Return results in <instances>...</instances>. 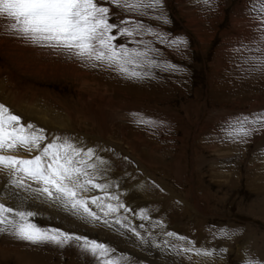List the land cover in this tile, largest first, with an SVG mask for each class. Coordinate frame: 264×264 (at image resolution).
<instances>
[{"label":"rangeland","instance_id":"1","mask_svg":"<svg viewBox=\"0 0 264 264\" xmlns=\"http://www.w3.org/2000/svg\"><path fill=\"white\" fill-rule=\"evenodd\" d=\"M163 4L162 10L149 9L146 16L112 9L113 23L141 21L169 41H186L170 46L151 34L120 37L118 45L143 50V44L132 41L144 40L156 50L149 55L157 66L139 69L148 74L138 79L7 34L6 21L0 20V48L11 46L0 49V103L43 128L49 138L70 137L78 146L95 149L96 157L105 161L97 162L98 182L109 183V191L133 209L120 215L128 217L126 223L146 242L127 228L87 223L47 203L29 199L24 207L38 213L35 222L41 226L106 243L124 256L122 264H244L248 258L264 264V132L246 142L227 135L229 123L237 118L264 114V24L257 12L264 0ZM161 11L167 23L154 18ZM98 109L109 117L107 127L95 114ZM11 154L29 157L25 151ZM8 187L7 174L0 172V201L19 204L11 191L5 192ZM142 209L148 220L139 218ZM222 229L228 237L220 235ZM168 232L213 255L173 248L189 245ZM3 235L0 264H93L46 244L17 245L21 250L11 251L5 247L9 242L1 241Z\"/></svg>","mask_w":264,"mask_h":264},{"label":"snow or ice","instance_id":"2","mask_svg":"<svg viewBox=\"0 0 264 264\" xmlns=\"http://www.w3.org/2000/svg\"><path fill=\"white\" fill-rule=\"evenodd\" d=\"M204 3L207 5L208 0ZM113 7L146 16L149 9L162 10L164 4L163 0H0V20L6 21L3 26L7 34L36 46L69 53L93 67L104 66L134 79L148 74L139 69L157 66L149 55L156 50L150 41L144 40L132 41L137 45L143 44V50L126 44L118 45L116 41L120 37L151 34L162 44H186L182 38L169 41L141 21L121 19L117 23L111 22ZM257 12L264 24V5ZM154 18L168 22L162 11ZM140 122L156 124L150 119H141ZM261 132H264V114L237 118L229 123L227 135L234 142H246L248 137ZM17 151H25L29 157L11 154ZM97 162L105 163L96 157L95 149L78 146L70 137L49 138L43 128L24 121L0 103V172L8 176L9 187L5 192L11 191V195L20 201L13 205L0 201V234L11 235L32 245L48 244L62 249L72 245L90 254L97 264H122L124 258L113 256L114 249L106 243L59 227L41 226L35 222L38 213L24 207L29 199L47 203L87 223L102 222L106 227L116 224L127 228L142 243L146 242L139 231L126 223L128 217L120 215L121 210L129 213L133 209L109 191V183L98 182ZM93 192L101 195H91ZM138 215L141 220L149 219L146 210L142 209ZM220 235L228 237L229 233L222 229ZM167 236L189 245H172L179 251L204 257L213 255V251L195 247L194 242L186 237L172 232ZM168 243L164 241L165 245ZM244 264L262 262L248 258Z\"/></svg>","mask_w":264,"mask_h":264},{"label":"bare ground","instance_id":"3","mask_svg":"<svg viewBox=\"0 0 264 264\" xmlns=\"http://www.w3.org/2000/svg\"><path fill=\"white\" fill-rule=\"evenodd\" d=\"M21 40V39H20ZM6 43H7V41L5 42V45H6ZM19 44V43H18ZM4 45V44H3ZM13 45V44H12ZM26 46V45H25ZM3 47V46H2ZM0 48V49H2V50H6V49H10L11 48V46L7 43V45L4 47V48ZM7 47V48H6ZM12 49H14L13 50V52L14 51H16V48H12ZM18 50V49H17ZM10 52V51H9ZM14 54V53H13ZM20 54V53H19ZM16 55V54H15ZM18 55V54H17ZM12 56V55H11ZM14 58V57H13ZM16 64H17V62H16ZM19 65V64H18ZM26 66V68H27V65H25ZM25 68V67H24ZM29 68V67H28ZM33 68V67H32ZM27 70V69H26ZM25 70V71H26ZM28 71V70H27ZM30 72H31V70H30ZM41 73V72H40ZM43 73V72H42ZM32 74V73H31ZM36 75H37V73H36ZM35 75V76H36ZM41 75V74H40ZM44 75V74H43ZM38 76V75H37ZM45 76V75H44ZM49 76V75H48ZM42 77V76H41ZM10 86V85H9ZM12 100V99H11ZM133 104V103H132ZM100 108V107H99ZM99 113V115H101L98 119H99V121H101V123H102V125L103 126H105V127H107L109 124H108V122H109V117H107L106 116V114H105V112L104 111H102L101 109H98V111H97V113H95V114H98ZM93 116V115H92ZM106 116V117H105ZM54 129V128H53ZM135 146V145H134ZM146 188V187H145ZM147 189V188H146ZM155 189V188H154ZM132 192V191H131ZM7 195V194H6ZM8 196V195H7ZM4 199V198H3ZM33 201V200H32ZM199 225V224H198ZM1 241H3V242H6V243H8V244H6L5 245V247L8 249V247H10L9 249L12 251L17 245L18 246H21V247H30L31 248V244H29V243H27V242H24V241H20V240H18V239H16V238H14L13 236H11V235H8V234H4L2 237H1ZM110 244V243H109ZM112 245V244H111ZM118 245H120V244H118ZM36 246V245H35ZM43 246H45V244L43 245ZM46 248H49L50 250H51V248L52 249H57V250H60V253H61V251H63L64 253H66V254H68V256L69 255H71L72 253L76 256V257H84V259L85 258H87V260H89V261H91L93 264H97V262H96V260H94L93 259V257L90 255V254H88V253H85V252H82V251H79V249L78 248H76L75 246H72V245H70V246H67V247H65V248H60V247H58V246H53V245H48V244H46ZM37 247V246H36ZM41 248V247H40ZM15 249H19L18 251H20L21 249L20 248H15ZM49 249H48V252H49ZM24 251H25V249H24ZM46 251V250H45ZM29 252H31V251H29ZM37 252V251H36ZM51 252V251H50ZM49 252V253H50ZM21 253V252H20ZM38 253V252H37ZM46 253H47V251H46ZM53 253V252H52ZM64 253H63V255H64ZM25 254V253H24ZM23 254V255H24ZM41 254V253H40ZM39 254V255H40ZM44 254V253H43ZM51 254V253H50ZM55 255H56V253H54ZM118 254L119 253H113L112 255L113 256H115V257H123L124 258V256H118ZM21 255V254H20ZM29 255V254H28ZM42 255V254H41ZM61 256H62V254H60ZM44 255H42V257H43ZM52 256V255H51ZM38 257V256H37ZM48 257V256H47ZM46 257V258H47ZM53 257V256H52ZM57 257V256H56ZM63 257V256H62ZM28 258H30V257H28ZM71 258H72V256H71ZM60 259V258H59ZM81 259V258H80ZM126 259V258H125ZM28 260V259H27ZM38 260H39V258H38ZM47 260V259H46ZM53 260V259H52ZM128 260V259H127ZM25 261V260H24ZM40 262H41V260H39ZM39 261H38V263H39ZM49 261V260H48ZM132 262H130V264H142L141 262H137V261H133V260H131ZM23 262V261H22ZM43 262V261H42ZM50 262H52V261H50ZM68 262H70V261H68ZM84 262V261H83ZM123 262V261H122ZM127 262V261H126ZM21 263V262H20ZM24 263V262H23ZM34 263V262H33ZM49 263V262H48ZM60 263H61V261H60ZM27 264V263H26ZM40 264V263H39ZM47 264V263H46ZM51 264H53V263H51ZM69 264V263H68ZM78 264V263H77ZM85 264V263H84Z\"/></svg>","mask_w":264,"mask_h":264}]
</instances>
